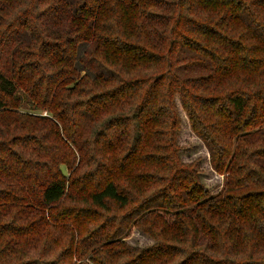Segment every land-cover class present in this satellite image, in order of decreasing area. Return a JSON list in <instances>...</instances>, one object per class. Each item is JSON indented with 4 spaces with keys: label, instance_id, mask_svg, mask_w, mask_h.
Listing matches in <instances>:
<instances>
[{
    "label": "trees",
    "instance_id": "obj_1",
    "mask_svg": "<svg viewBox=\"0 0 264 264\" xmlns=\"http://www.w3.org/2000/svg\"><path fill=\"white\" fill-rule=\"evenodd\" d=\"M0 264H264V0H0Z\"/></svg>",
    "mask_w": 264,
    "mask_h": 264
},
{
    "label": "rangeland",
    "instance_id": "obj_2",
    "mask_svg": "<svg viewBox=\"0 0 264 264\" xmlns=\"http://www.w3.org/2000/svg\"><path fill=\"white\" fill-rule=\"evenodd\" d=\"M81 55V52H80ZM79 66L82 67L80 63ZM183 119V126L181 128V143L184 145L185 152L182 153V158L185 160H193L199 158L201 160L202 178L208 187L213 189L222 186L223 176L217 174L209 165L208 153L204 143L196 137L189 128L188 119L185 113L180 110ZM127 241L131 244L144 246L152 242L151 238L137 229H132L127 237Z\"/></svg>",
    "mask_w": 264,
    "mask_h": 264
}]
</instances>
